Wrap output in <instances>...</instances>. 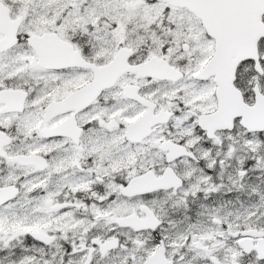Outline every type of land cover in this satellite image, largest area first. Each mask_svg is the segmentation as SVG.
<instances>
[{
  "label": "snow or ice",
  "instance_id": "snow-or-ice-1",
  "mask_svg": "<svg viewBox=\"0 0 264 264\" xmlns=\"http://www.w3.org/2000/svg\"><path fill=\"white\" fill-rule=\"evenodd\" d=\"M0 264H264V0H0Z\"/></svg>",
  "mask_w": 264,
  "mask_h": 264
}]
</instances>
